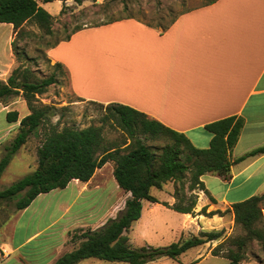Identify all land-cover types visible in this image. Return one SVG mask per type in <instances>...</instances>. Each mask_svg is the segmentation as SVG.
<instances>
[{
	"label": "crops",
	"instance_id": "0c3cea01",
	"mask_svg": "<svg viewBox=\"0 0 264 264\" xmlns=\"http://www.w3.org/2000/svg\"><path fill=\"white\" fill-rule=\"evenodd\" d=\"M54 1L62 8L61 0ZM65 2L69 5L73 0ZM42 3L39 4L43 6ZM61 8L57 7L52 15ZM47 54L53 62L63 65L77 97L103 105H128L184 133L197 148L209 147L212 134L205 129L206 124L229 116L241 117L243 126L230 155V177L203 175L205 195L209 193L214 200L232 204L264 192V153L247 155L264 145V0H213L174 16L164 26L126 16L81 28L69 39L51 46ZM2 108L0 114L6 118L8 109ZM6 122L0 130V144L19 124V120ZM5 157L6 147H0V161ZM108 164L97 168L89 181L73 179L62 189L73 191L64 213ZM206 176L216 180L218 187L211 190ZM112 178L116 183L113 174ZM250 184L256 185L246 194L228 196ZM159 199L174 200L173 192L160 193ZM204 203L203 200L201 206ZM30 205L20 213L25 214ZM74 217L70 221L75 223L85 218ZM103 218V214L89 215L84 224L77 226L46 224L21 240L15 239L17 227L13 226L10 238L0 239V264H52L66 252L59 248L66 243L70 231L96 229L108 217ZM147 221L146 225H151V219ZM33 242L41 244L35 250L26 249Z\"/></svg>",
	"mask_w": 264,
	"mask_h": 264
},
{
	"label": "trees",
	"instance_id": "16d2710c",
	"mask_svg": "<svg viewBox=\"0 0 264 264\" xmlns=\"http://www.w3.org/2000/svg\"><path fill=\"white\" fill-rule=\"evenodd\" d=\"M51 1L54 0H42L43 3ZM84 1L73 0L77 5ZM29 20L46 32H52L53 16L37 0H0V23L11 24L18 33ZM98 25L101 24L94 26ZM70 35L64 40L69 39ZM56 64L63 66L59 62ZM54 82L53 75L38 80L32 78L29 70L19 67L12 70L6 81H0V102L6 103L7 98L21 94L30 110L21 119L16 110L6 112L8 122L19 120V124L7 149L8 155L0 161V172L7 165L9 156L26 143L31 133L45 123L50 125L37 148L35 169L1 190L0 201L17 197L16 209L23 210L41 193L63 189L73 179L89 181L96 169L107 162L113 163V177L128 197L118 214L108 218L102 226L86 229L78 235L75 233L72 238L75 236L79 244L64 252L52 264H77L88 258L124 264H146L163 257L177 259L187 250L221 236V231H208L163 247L131 248L127 231L141 217L144 201L161 203L180 213H193L196 204L194 191L204 189L201 180L203 175L210 173L228 179L233 163L231 151L243 126L241 117L229 116L206 124L205 129L212 134L209 147L197 148L184 133L149 118L145 113L125 104L109 103L105 105L106 115L103 120L111 118L121 136L107 141L101 126L64 125L59 128L56 123H49L54 107L35 105L34 100L37 94H42ZM156 141L163 143L152 144ZM260 153H264V145L249 151L247 155ZM167 182L174 183L175 202L172 205L160 202L151 193L152 188L161 189ZM211 201L214 202L213 199ZM262 208L264 192L231 204L234 221L243 229L244 235L230 240L236 249L228 248L225 255L228 264H239L244 256L242 250L251 240L257 241L264 253ZM218 212L211 211L210 214ZM9 217L7 214L2 218L0 225Z\"/></svg>",
	"mask_w": 264,
	"mask_h": 264
},
{
	"label": "rangeland",
	"instance_id": "374dc122",
	"mask_svg": "<svg viewBox=\"0 0 264 264\" xmlns=\"http://www.w3.org/2000/svg\"><path fill=\"white\" fill-rule=\"evenodd\" d=\"M211 1L213 0H85L81 5L74 2H69L72 4L67 5V2H63L62 8L55 1L42 3V7L51 15L55 13L57 7L60 6L62 9L57 14L52 15V32L50 33L32 20L24 23L18 33L14 31L11 24L0 23V81H6L12 70L18 67L29 70L32 73V78L38 80L53 75L55 82L49 85L42 94H37L34 100L35 105L44 104L54 107L49 123H56L59 128L64 125L75 127L101 126L105 139L113 141L118 139L121 134L114 126L111 118L103 120L106 115L105 105L100 106L97 102L86 101L77 97L71 90L67 71L63 66H58L48 57V49L64 40L77 28L93 27L126 16H133L154 25L164 26L174 16L196 6L206 5ZM37 2L40 3L42 0H37ZM0 103V107H3L2 111H6V109L8 111L16 110L18 118L30 112L21 94L7 98L6 103ZM6 123V118L3 114H0V130L4 128ZM49 126L46 123L40 126L36 132L29 135L26 143L17 152L13 153L14 156L13 154L9 156L7 165L0 172V190L7 188L35 169L37 165V148L40 146ZM15 134L16 131H10L2 139L3 142H1L0 147H6V156L8 155L7 149ZM148 143L151 144V142ZM162 143L156 141L152 144L161 145ZM112 170L113 163L110 162L102 168V172H97L98 174L96 173L92 183L87 186V189L66 213H64V207L70 202L68 198L71 199L73 196L71 189H55L46 193V195L37 196L25 214H21L16 209L17 197L9 201H0V220L7 214L10 215V219L3 226L0 225V239L10 238L13 226L17 227L16 233L14 232L15 239L21 240L30 231L50 223L55 226H67L69 224L77 226L78 224H84L83 220L85 221V218L87 219L89 215L97 217L103 214L105 218L115 217L124 207L128 194L114 182ZM99 175L103 177L101 180ZM205 179L211 190L218 187L216 180L210 181L208 176ZM255 185H247L239 191L231 192L228 196L230 198L242 196L251 191ZM162 187L161 191L152 188L151 193L160 202L172 205L175 198L174 200L165 201L159 199V194H165V192L172 194L174 183L167 182ZM203 190L197 189L194 191L196 204L193 209L194 213H189V216L179 215L171 209H164V205L159 204L160 206H158L144 201L140 220L134 222L127 231L131 248L142 246L163 247L173 242H182L193 236H199L202 232L221 231L222 234L219 238L191 248L182 253L177 259L163 257L149 263L228 264L229 260L225 255L228 248L233 247L230 240L244 235V231L234 221L231 204H225L224 201L223 204L218 199L214 200L209 193L205 195V190ZM23 193L20 195H23ZM203 200L205 203L201 206ZM211 211L219 212L210 214ZM262 213L264 216V208H262ZM75 215L85 218L81 223L70 221ZM149 219L152 221L151 225H146ZM82 231L84 230L81 228L70 231L66 243L59 250L64 252L72 249L77 243L79 244V240L75 236L72 237L75 233L78 235ZM40 244L33 242L26 249L32 247V250H35ZM233 248L236 249V247ZM242 252L244 256L239 264H264V253L257 241H249ZM214 253L217 255H213ZM90 263L124 264L96 258L82 261V264Z\"/></svg>",
	"mask_w": 264,
	"mask_h": 264
}]
</instances>
